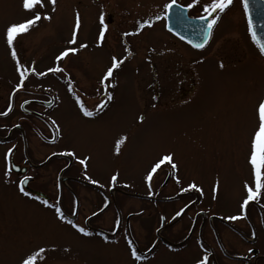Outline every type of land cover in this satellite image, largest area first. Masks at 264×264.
<instances>
[{"label": "rangeland", "instance_id": "1", "mask_svg": "<svg viewBox=\"0 0 264 264\" xmlns=\"http://www.w3.org/2000/svg\"><path fill=\"white\" fill-rule=\"evenodd\" d=\"M166 2L58 0L53 19L50 22L42 20L28 33L20 35L15 47L21 63L26 66H32L33 61L37 71L55 66V56L68 46L66 42L71 38L74 11L78 9L82 16L78 44L86 42L89 47L58 63L65 69V74L71 76L82 99L87 100L89 107H94L99 100L95 93L97 80L110 57L125 55L120 33L131 29L137 19L160 13ZM177 2L186 5L190 0ZM209 2L199 0L189 9V14H204L202 7ZM21 3L22 0H0V79L12 87L18 83L19 74L5 43L4 32L8 24L30 15ZM101 5L109 31L103 45L97 47ZM123 39H126L132 56L116 74L115 102L95 118H83L78 113L72 96L67 93L65 74L48 73L44 77L29 74L25 81L26 96L42 89L56 93L57 108L45 118L51 116L60 125L58 143L62 151L71 148L77 155L91 153L93 159L87 169L88 175L98 180L104 190L109 185L111 173L116 169L120 171L117 185L118 190L124 192L115 196L122 214L119 230L109 237L110 242H105L100 234L85 225L83 218L102 205L98 194L88 187L74 184L80 203L76 222L93 232L90 238L57 221L52 209L19 194L14 183H5L3 158L8 147L1 146L0 264H19L25 253L53 244L58 250L46 252L45 259H38L36 264H194L205 250L209 253L208 264H213L219 248L212 232L206 229L203 234L208 247H201L199 217L186 242L169 244L171 248L165 246L163 240L156 242V228L162 224L165 226L157 232L159 236L174 242L184 239L199 209L205 210L210 217L221 218L213 224L219 227V240L227 252L246 254L248 245L228 228L229 223L237 228L243 226V219H223L238 213L242 181L250 179L247 157L257 124L254 106L258 98L264 96V58L251 40L241 0H233L220 14L210 41L202 49H194L169 34L164 19L156 21L140 35ZM150 48L156 51L149 52ZM221 62L223 68L219 66ZM154 96L157 99H153ZM140 113L144 114L145 120L136 126L135 117ZM18 115L13 111L10 121L14 122ZM33 121L35 127L40 124L38 120ZM128 132L131 133L129 140L122 146L121 154L115 155V140ZM28 136L32 144L38 143L33 132ZM163 149L175 150L182 183L177 185L164 167L154 176V194L149 196L144 181L145 169ZM48 150L42 149V154ZM76 169L84 177L82 166L77 163ZM43 174L47 175L46 172ZM218 174L221 188L214 200L211 188ZM12 175L11 180H15ZM192 180L203 188L202 194L196 190L180 192V187H186ZM105 191L108 195V190ZM195 199L182 218L170 222L173 214ZM61 201L71 213L69 194L65 193ZM255 205L264 216V199L252 203L247 209L248 214L257 217ZM113 211L110 206L92 219L90 226L112 233ZM160 216H163L161 224ZM125 229L138 249L148 257L147 261L132 260L124 239ZM64 248L69 251H63ZM218 258L219 264H239L229 258Z\"/></svg>", "mask_w": 264, "mask_h": 264}, {"label": "snow or ice", "instance_id": "2", "mask_svg": "<svg viewBox=\"0 0 264 264\" xmlns=\"http://www.w3.org/2000/svg\"><path fill=\"white\" fill-rule=\"evenodd\" d=\"M233 0H210L209 3H205L202 7L203 15L195 17V20L201 22L200 26L197 29V33L202 37L200 41L193 43L192 40H188L187 42L192 45L194 48L202 49L209 41L214 26L218 23L220 14L223 13L229 5H231ZM58 0H22L21 7L30 15L18 22H12L8 24L5 28L4 39L5 43L10 51V56L12 60L15 62V70L19 74L18 75V83L14 85L11 89V93L9 96V103L7 108L4 111H0V116H7L12 111V97L17 93L18 90H21L25 86V81L28 78L29 74H33L37 77H44L48 73H61L65 74V69L60 67V61L70 57L78 55L81 50H85L89 47V45L85 43L78 44V32L82 26V16L78 9L74 11V23L71 31V38L67 40V45L63 50H61L58 55L55 56V61L57 62L55 66L49 67L44 71H37L35 68V61L32 62V66H26L21 63L20 57L16 50L15 44L20 35L28 33L32 28L38 26L39 22L51 21L53 19V14L56 12ZM199 3V0H190L186 5H177V0H167L166 3L162 5V11L158 14H154L149 18H139L135 21L134 26L120 33L122 37V43L125 45L123 56L112 55L109 59V63L105 66V69L99 76L97 80V85L95 88V93L99 96V102L95 104L94 107H88L84 99H82V94H78L75 89V82L71 79L70 75L65 74V79L67 80V91L71 94L74 105L78 111V113L83 118H95L98 114L105 112L112 103L115 102V90L118 87V79L116 74L121 70L122 65L125 61L132 56V52L130 47L127 45L126 39L130 36L140 35L143 30L146 28H152L156 21H160L162 19L170 20V13L173 9L177 10V16L180 18L184 17V9L185 8H193ZM241 4L243 7V11L245 16L248 17L247 26L248 32L251 36V40L257 46L260 55L264 56V38L258 36L256 30L254 29L253 20L249 15L250 9V0H241ZM98 35L96 38V46L101 47L106 39V33L109 31V24L106 22V13L103 10V5H101V10L98 14ZM165 27L169 32H173L174 35L179 36L180 39H185L183 35L178 31H174V28L171 24H165ZM78 44V46H77ZM149 52L156 51L154 48L148 49ZM146 59H150V57H146ZM221 68L224 67L221 62L219 65ZM138 71V69H137ZM58 99V98H56ZM153 99H157V97H153ZM29 100H24L20 107H24V105L29 104ZM49 106L54 103V100L45 101ZM155 107V104L153 105ZM254 115L257 121L256 127L253 130V133L250 138V147L249 154L247 157V162L250 166V179H245L242 181V196L239 203V211L235 215H228L223 217L225 220L238 221L241 219L247 218V209L252 203H259L262 199H264V96L258 98L255 106H254ZM49 127L53 130L54 136L52 137V142H55L56 138H58L61 134V127L57 123L55 119L51 116L48 118ZM145 120V116L143 113H140L135 117V125L139 126L143 124ZM131 133L121 134L118 139L115 140V148L114 154L119 156L122 151V146H125L127 141L130 138ZM16 146L13 145L9 147L4 154V180L5 183H14L17 191L24 197L33 199L38 201L44 207L52 209L55 214V219L62 224L69 225L72 229H74L77 233L81 234L83 237H92L93 232H91L86 226H83L80 223H77L74 219L76 215V210L78 209V199L75 200L73 211L71 213V218L68 214L65 213L61 204L59 202V198L56 202H51L47 198H42L39 195H34L31 191L26 190V185L29 183L32 177L28 175H22L17 180H11V174L15 165L12 162V154L13 150ZM59 155L73 157L76 162L82 166L84 170V179L88 180L91 184H99L98 180L92 179L87 172L89 163H91L93 156L91 153L77 155L74 149H65L64 151L58 153ZM67 167V165H66ZM164 167L168 169V175L171 177L177 185L182 183L181 177L179 175L180 165L176 160V152L173 149H163L156 158L148 165L145 169L144 181L148 186V195L152 196L154 193L152 191V181L154 176L158 173V170H162ZM120 177V171L118 169L114 170L109 178V186L115 187L118 179ZM128 186V185H125ZM59 187V185L57 186ZM103 187V185H101ZM221 188V180L219 174L214 180L212 184L211 192L212 198L215 200L218 198L219 192ZM180 192H187L189 190H196L203 193V188H201L195 180H192L187 183L186 187H180ZM188 205L185 204L183 208L175 213V216H180L181 213L187 208ZM93 216L96 213H92ZM264 223V221H262ZM120 227V217H116L112 230L115 232ZM255 235V232L252 233ZM105 242H110L109 237L100 234ZM124 239L126 241L129 255L133 261H147L148 257L143 255L142 251L138 249L135 241L130 238V233L128 229H125ZM115 242V241H112ZM203 247V245H201ZM57 246L55 244L50 247H38L35 250H32L28 253H25L19 260V264H36L37 260L43 261L45 259L44 254L48 251L55 252L57 251ZM63 251L68 252V248H64ZM149 252L152 249H148ZM252 249H249L251 252ZM209 253L205 250L204 255L201 258H198L194 261V264H208Z\"/></svg>", "mask_w": 264, "mask_h": 264}, {"label": "flooded vegetation", "instance_id": "3", "mask_svg": "<svg viewBox=\"0 0 264 264\" xmlns=\"http://www.w3.org/2000/svg\"><path fill=\"white\" fill-rule=\"evenodd\" d=\"M14 87V86H13ZM10 84H6L0 79V111H4L7 108L9 103V96L11 93V89L13 88ZM51 92V91H50ZM46 90H41L40 92L33 93V95L26 96L28 93V89L24 86L23 89L18 90L17 93L12 97V111L7 116H0V147L3 146L4 149L6 146L12 147L15 145L16 147L13 150L12 154V162L18 165L17 171L12 172V176L15 180H17L22 175H28L32 177L29 183L25 186L26 190L31 191L34 195H39L37 192H42L44 195H39L42 198H47L51 202H56L59 198V202L61 207L71 218V213L74 207V201L78 199L79 196L77 193L74 184L78 186L88 187L91 190L95 191L101 199L102 205L96 209L94 212L88 213L83 218L85 225L94 230L96 233H103L108 237L116 235L117 231H112V233H108L104 230H101L96 227L90 226V221L95 219L97 215L101 214L105 210H107L110 206L113 208L112 219L113 223L115 222L116 217H120V225L122 221V214L120 207L116 200V194L124 191H119L118 185L115 187H110L106 185L105 188L108 190V195L105 193L106 189L101 187L98 184H91L88 180H85L76 169V160L73 157L59 155L58 153L62 152L59 148L58 138H56L55 142H52V137L54 136L53 130L49 127L48 119L46 120V116L50 111L56 110V106L58 103L57 95L55 92ZM68 93V91H67ZM78 93V92H77ZM70 96L71 94L68 93ZM24 100H29L30 103L24 105V107H20ZM54 100V103L49 106L45 101ZM73 101V100H72ZM87 100H85L86 102ZM97 100L95 103H97ZM87 105V102H86ZM89 107V105H87ZM95 106V105H94ZM17 112L18 117L14 122L10 121L12 118V113ZM38 120L40 124L34 126V121ZM30 132L35 134V138L37 142L32 144L30 141V137L28 136ZM37 143V144H36ZM49 149L48 152L42 154V149ZM5 154V153H4ZM1 155H3V150L1 151ZM41 155V156H40ZM4 159V158H3ZM67 165V167H66ZM46 172L47 175L43 174ZM59 185V187H57ZM65 193L69 194V200L71 202L70 208L71 213L65 209L64 204L61 201V198ZM158 200H165L167 198H157ZM195 200H190L186 204L187 208L181 213L180 216H175L173 214L170 222L179 220L184 215L185 211L188 208H191ZM78 209L76 210V215L74 217L75 221L79 219ZM185 205V204H184ZM251 206V205H250ZM255 210L257 212V217L247 215L246 219H243V226L237 228L233 224H228V228L231 232L238 237L244 244L248 245L245 249L246 254H231L226 251L224 248L223 242L219 239V227L214 226L213 221H221V218L210 217L211 215L207 214L205 210L199 209L195 212L191 222L190 228H187V234L181 241H171L168 238L163 236H159L157 232H159L164 224L160 225L156 229V242L157 240H163L165 246L170 247L172 244L186 242L191 232L194 229V226L199 217V243L208 247L206 240L204 238V230H209L212 232L218 250V255L214 258L213 264H219L217 258L219 256L224 258H229V260H234L239 264H264V216L260 208L255 205ZM182 206L181 208H183ZM180 208V209H181ZM92 213H96L95 216ZM248 213V211H247ZM160 224L163 223V216H160ZM169 222V223H170ZM218 223V222H217ZM219 224V223H218ZM162 226V227H161ZM259 226V227H258ZM120 228V227H119ZM255 232V235L252 233ZM155 242V243H156ZM210 248V247H209ZM249 249H252L249 252ZM219 260V258H218Z\"/></svg>", "mask_w": 264, "mask_h": 264}, {"label": "water", "instance_id": "4", "mask_svg": "<svg viewBox=\"0 0 264 264\" xmlns=\"http://www.w3.org/2000/svg\"><path fill=\"white\" fill-rule=\"evenodd\" d=\"M177 5L179 6L178 3ZM176 13H177V10L173 9L172 12L170 13L171 19L165 20V24H171V26L174 28V31L180 32V34L185 37L183 41H185L186 43H188L187 42L188 40H192L193 43L200 41L202 37L197 33V29L200 26L201 22L196 21L195 17H189L187 15V8L184 9L185 18L178 17ZM249 15L251 16L253 20L254 29L256 30L258 36H260L261 38H264V0H250ZM246 18L248 20L247 16ZM165 29L167 30L166 27ZM171 33L173 34V32ZM176 37L180 39L179 36H176Z\"/></svg>", "mask_w": 264, "mask_h": 264}]
</instances>
